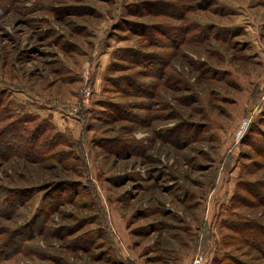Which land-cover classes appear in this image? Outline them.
<instances>
[{
  "label": "rangeland",
  "instance_id": "obj_1",
  "mask_svg": "<svg viewBox=\"0 0 264 264\" xmlns=\"http://www.w3.org/2000/svg\"><path fill=\"white\" fill-rule=\"evenodd\" d=\"M0 103V264H264V0H0Z\"/></svg>",
  "mask_w": 264,
  "mask_h": 264
},
{
  "label": "trees",
  "instance_id": "obj_2",
  "mask_svg": "<svg viewBox=\"0 0 264 264\" xmlns=\"http://www.w3.org/2000/svg\"><path fill=\"white\" fill-rule=\"evenodd\" d=\"M1 104V103H0ZM3 104V103H2ZM1 104V105H2ZM1 105H0V107H1ZM2 113H3V115H5V113L6 112H4V109H2ZM6 116V115H5ZM13 124V123H12ZM17 125V126H16ZM12 127L14 128L15 127V130H16V135L18 136L19 134H21L22 132H26L25 131V129H23L22 128V126L21 125H18L16 122L14 123V125H12ZM25 128V127H24ZM18 131H19V134H18ZM31 138V137H30ZM0 144L1 145H4V146H6L7 148L10 146V145H12V143L11 142H8L7 140H5V139H0ZM10 148V147H9ZM18 154H20V156H23V153L21 152V151H19L18 152ZM3 209H5V208H3ZM261 243V242H260Z\"/></svg>",
  "mask_w": 264,
  "mask_h": 264
},
{
  "label": "built area",
  "instance_id": "obj_3",
  "mask_svg": "<svg viewBox=\"0 0 264 264\" xmlns=\"http://www.w3.org/2000/svg\"><path fill=\"white\" fill-rule=\"evenodd\" d=\"M247 126V124H246V121L245 122H243V127H246ZM241 134L243 133L241 130L239 131ZM202 261H203V257L202 256H198V257H196L194 260H193V262H192V264H202Z\"/></svg>",
  "mask_w": 264,
  "mask_h": 264
}]
</instances>
